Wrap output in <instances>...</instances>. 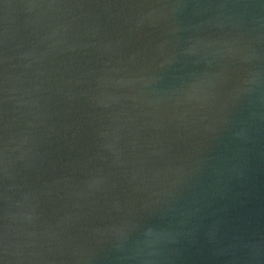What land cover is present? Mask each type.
<instances>
[{
    "label": "water",
    "instance_id": "1",
    "mask_svg": "<svg viewBox=\"0 0 264 264\" xmlns=\"http://www.w3.org/2000/svg\"><path fill=\"white\" fill-rule=\"evenodd\" d=\"M0 264H264V0H0Z\"/></svg>",
    "mask_w": 264,
    "mask_h": 264
}]
</instances>
